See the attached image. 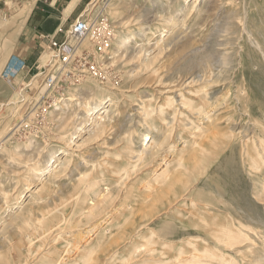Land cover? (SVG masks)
I'll use <instances>...</instances> for the list:
<instances>
[{"label": "rangeland", "instance_id": "1", "mask_svg": "<svg viewBox=\"0 0 264 264\" xmlns=\"http://www.w3.org/2000/svg\"><path fill=\"white\" fill-rule=\"evenodd\" d=\"M83 2L82 11L105 7L112 20L110 71L105 80L65 86L63 97L52 91L59 99L45 115L39 113L44 74L34 77L41 61L31 66L9 57L10 23L1 17L0 264H224V258L256 264L254 256L264 254V69L258 52L247 56L240 46L247 43L245 10L263 40L264 0ZM44 54L42 66L54 52ZM13 56L26 66L5 79ZM107 95L111 111L87 126L99 122L103 130L72 142L89 104ZM26 101L37 108L29 120ZM53 154L61 160L55 157V171L40 182ZM253 158L262 160L260 168H249ZM228 222L234 231L246 225L256 247L225 248L218 238ZM208 246L215 256L194 262L193 254Z\"/></svg>", "mask_w": 264, "mask_h": 264}, {"label": "built area", "instance_id": "2", "mask_svg": "<svg viewBox=\"0 0 264 264\" xmlns=\"http://www.w3.org/2000/svg\"><path fill=\"white\" fill-rule=\"evenodd\" d=\"M104 8L98 11L85 8L69 27L60 29L61 39L50 38L49 46L54 52L53 58L46 65H39L40 70L34 75L36 77L44 74L40 114L45 115L56 105L59 98L52 93L55 89H60V97H63V90L67 85L80 83L86 77L98 80L107 78L115 28ZM25 66L24 60L13 56L1 75L5 79H11L19 68ZM26 103L29 112L25 119L29 120L37 108L33 107L35 104L32 102Z\"/></svg>", "mask_w": 264, "mask_h": 264}, {"label": "bare ground", "instance_id": "3", "mask_svg": "<svg viewBox=\"0 0 264 264\" xmlns=\"http://www.w3.org/2000/svg\"><path fill=\"white\" fill-rule=\"evenodd\" d=\"M75 1H77V0H75ZM74 1V2H75ZM253 1V0H252ZM257 1V0H256ZM74 2L72 3V5L71 6H73V4H74ZM246 2V1H245ZM217 3V2H216ZM91 4V3H90ZM97 4V3H96ZM222 4V3H221ZM253 4V3H252ZM263 4V3H262ZM31 4H28L27 5V7L25 8V12L26 13H29V11H30V9H31ZM255 7H256V5H255ZM263 7V6H262ZM257 8V7H256ZM92 9H95L96 11H98L99 9H100V7H96V8H92ZM246 9V8H245ZM211 10V9H210ZM258 10H259V8H258ZM217 11V10H216ZM252 12V11H251ZM262 12V11H261ZM257 13V12H256ZM214 16V15H213ZM258 16V15H257ZM27 17V16H26ZM264 18V17H263ZM25 19V18H24ZM255 19H256V17H255ZM257 20V19H256ZM239 21V20H238ZM253 21V20H252ZM222 22V21H221ZM240 26V25H239ZM241 28L243 29V31H244V39H245V41L247 42L246 44H244V45H242V46H240L241 47V49H242V51L241 52H243V50L245 49L246 50V54H248L247 56H250V54L252 53V52H258V54H259V56H260V58L262 59V60H260V63H261V67H263V69H264V37H263V40H260L258 37H257V34H260V37H261V29L260 28H256V27H252L253 25H251L250 23H249V17H248V12L246 13V10H245V15L242 17V19H241ZM258 26V25H257ZM259 27V26H258ZM218 30H219V28H218ZM241 33V32H240ZM221 34V33H220ZM242 39V38H241ZM243 42V41H242ZM210 44V43H209ZM156 46V45H155ZM246 46H247V48H246ZM158 49V48H157ZM239 52H240V50H239ZM44 54V53H43ZM246 54H245V56H246ZM45 55V54H44ZM140 55V54H139ZM241 55V60H242V54H240ZM246 56V58L248 59V57ZM43 58V57H42ZM44 58H45V56H44ZM239 60H240V58H239ZM152 62V61H151ZM241 62V61H240ZM243 67V66H242ZM257 67V66H256ZM263 71V70H262ZM261 71V72H262ZM243 72V71H242ZM207 75V74H206ZM203 76V75H202ZM199 78V77H198ZM188 82L189 80H185V82ZM193 81H194V79H193ZM190 82V81H189ZM189 82L187 83V84H189ZM193 84H194V82H192ZM236 83V82H235ZM192 84V85H193ZM164 87V86H163ZM183 87H184V84H183ZM180 88V87H179ZM178 88V89H179ZM185 88V87H184ZM183 88V89H184ZM189 88V87H188ZM177 89V88H176ZM190 89V88H189ZM174 90H175V88H174ZM186 90V89H185ZM171 91H173V89L171 90ZM182 92H183V90H181ZM187 91H189V90H187ZM166 92V91H165ZM165 92H164V94H165ZM174 92V91H173ZM176 93H177V91H175ZM178 93H179V91H178ZM200 93V92H199ZM199 93H197V94H199ZM181 94V93H180ZM179 94V95H180ZM194 94V93H193ZM93 96H94V94H93ZM92 96V97H93ZM176 96H177V94H176ZM197 96V95H196ZM207 96V95H206ZM97 98V97H96ZM188 98V97H187ZM170 99V98H169ZM168 99V100H169ZM90 100V99H89ZM182 100V99H181ZM170 101V100H169ZM184 101H187V100H185L184 99ZM193 101V100H192ZM107 102H109L108 104H107ZM168 102V101H167ZM195 102V101H194ZM8 103V102H7ZM9 103H11V102H9ZM16 103V102H15ZM86 103H87V101H86ZM112 103V98L110 97V96H105V97H103V98H100V100L98 101V102H96V103H94V104H92V105H90L89 104V106H88V108H87V115H88V120H87V122H85V123H83L82 125H80V126H77V125H75V126H77L76 128H75V130H74V132L72 133V135L70 134V136H71V140H72V142L73 141H75V138H77V137H79V136H81L82 134L81 133H85V134H92L93 132H95V131H102L103 130V126H99L100 124H99V122H96V123H94V126L93 127H91V128H87V126H90L91 125V123L92 122H90V120H92L93 121V119L95 118V116H96V114H97V117L98 118H102L103 117V113H105V115L108 113L109 114V112L111 111V106H110V104ZM170 103V102H169ZM183 103H185V102H183ZM194 104V103H193ZM80 105V104H79ZM84 106V105H83ZM85 107V106H84ZM77 108V107H76ZM201 108V107H200ZM199 108V109H200ZM254 108V107H253ZM81 109V108H80ZM198 109V108H197ZM198 109V110H199ZM81 110H83V109H81ZM78 112H79V110H78ZM80 114V113H79ZM197 114V113H196ZM108 116V115H107ZM206 116H208V115H206ZM73 117V116H72ZM77 117V116H76ZM75 117V119H77ZM263 118V117H262ZM261 118V119H262ZM74 119V120H75ZM104 119V118H103ZM100 120V119H99ZM90 123H89V122ZM80 124V123H79ZM258 125V124H257ZM95 128H97L96 130H95ZM253 131V130H252ZM257 131V130H256ZM104 132V131H103ZM67 134V133H66ZM250 134V133H249ZM254 134V133H253ZM65 135V134H64ZM257 135V134H256ZM66 136V135H65ZM254 136H255V134H254ZM83 138V137H82ZM245 139V138H244ZM254 139V138H253ZM253 139H252V141H253ZM151 140V136H149V134H146L145 136H144V138H143V143L146 141V143L145 144H148L149 143V141ZM247 140V139H246ZM69 141H70V139H69ZM247 141H249V140H247ZM257 140H255V142H256ZM71 142V141H70ZM72 142H71V144H72ZM261 142H263V140L261 141ZM75 143V142H74ZM197 143V142H196ZM245 143V142H244ZM260 144V143H259ZM245 145H246V143H245ZM253 145H254V142H253ZM261 145V144H260ZM264 145V144H263ZM177 146V145H176ZM248 146H249V144H248ZM247 145L245 146V148L246 147H248ZM68 147V146H67ZM258 147V146H257ZM261 147H262V145H261ZM76 149V148H75ZM247 149V148H246ZM259 149V148H258ZM61 150V149H60ZM242 150V149H241ZM245 150V149H244ZM243 150V151H244ZM255 150L257 151V148L255 147ZM261 150V149H260ZM264 150V149H263ZM166 151V150H165ZM246 151H248V150H245V152ZM61 153H63L62 151H60ZM69 152V151H68ZM163 152V151H162ZM249 152V151H248ZM257 152H259V150L257 151ZM166 152H163V154L165 155V157H166V154H165ZM260 153V152H259ZM141 154H142V152H141ZM244 154V153H243ZM258 154V153H257ZM261 154H262V152H261ZM261 154H260V156H261ZM57 155L58 154H53L48 160H47V164L43 167V169L41 170V173L40 174H42L38 179H40V182H43V177H44V175L45 174H48V173H50L51 171H53L56 167L54 166V164H55V162H56V158H59V157H57ZM143 155V154H142ZM164 155H162V157H164ZM259 155V154H258ZM161 156V155H160ZM56 157V158H55ZM63 157V156H62ZM161 157V158H162ZM257 157L258 156H256L255 158L257 159ZM140 158H141V156H140ZM252 158V157H251ZM242 159H243V157H242ZM61 159L59 158V160L58 161H60ZM163 160V159H162ZM168 160V159H167ZM253 160V163H249V168H256L257 166L259 167V165H260V161H261V163L263 164V162H262V160L260 159V160H258V161H256L254 158L252 159ZM157 161V160H156ZM160 161H161V159H160ZM180 161V160H179ZM243 162V161H242ZM57 163V162H56ZM156 163V162H155ZM57 164H59V163H57ZM60 164H62V165H64L65 164V161H61L60 162ZM166 164V163H165ZM164 164V165H165ZM161 165V164H160ZM53 166H54V169H52L53 168ZM159 166V165H158ZM157 166V167H158ZM246 166V165H245ZM264 166V165H263ZM156 167V168H157ZM161 167V166H160ZM260 168V167H259ZM259 168H258V170H259ZM58 170V169H57ZM55 171V170H54ZM38 172V171H37ZM40 172V171H39ZM168 172H164V173H162V174H164L165 176L166 175H168L167 174ZM44 174V175H43ZM50 175V174H49ZM162 176V177H165V176ZM249 176V175H248ZM253 176V175H252ZM264 176V175H263ZM159 177V176H158ZM167 177V176H166ZM245 178V177H244ZM250 178V177H249ZM257 178V177H256ZM262 178H264V177H262ZM251 179V178H250ZM235 180H237V179H235ZM254 180V179H253ZM261 181H263V180H261ZM240 182V181H239ZM244 182V181H243ZM36 185H37V183H35ZM261 184V183H260ZM43 185H45V184H43ZM230 185H231V183H230ZM253 185V184H252ZM261 185H263V183L261 184ZM261 185H259V186H261ZM39 186V185H38ZM46 186V185H45ZM45 186L43 187V188H45ZM195 186V185H194ZM33 188H37V186H35V185H33L32 186ZM253 187H254V185H253ZM39 188V187H38ZM41 188V187H40ZM193 188V187H192ZM233 188V187H232ZM263 188V187H262ZM31 189V188H30ZM40 190H42V189H40ZM32 191V190H31ZM36 191V190H35ZM254 191V190H253ZM264 191V190H263ZM190 192V191H189ZM260 192V191H259ZM231 194V193H230ZM253 194V193H252ZM260 194V193H259ZM32 195V194H31ZM183 195V194H182ZM5 197V196H4ZM24 197H25V195H24ZM183 197V196H182ZM187 198V197H186ZM255 198V197H254ZM192 199V198H191ZM234 199V198H233ZM256 200H257V198H256ZM259 200V199H258ZM190 201V200H189ZM192 201H193V199H192ZM22 201H20V203H21ZM179 202V201H178ZM195 202V201H194ZM231 202V201H230ZM185 203V202H184ZM196 203V202H195ZM262 203V202H261ZM192 204V203H191ZM190 204V205H191ZM202 204V203H201ZM195 205H197V203L195 204ZM206 205V204H205ZM191 208V207H190ZM211 209V207L208 205V209H207V207H206V210H210ZM162 210V209H161ZM239 211V210H238ZM241 212V211H240ZM194 214V213H193ZM258 214V213H257ZM194 216H196V215H194ZM242 217V216H241ZM249 217H251V216H249ZM201 219H203V218H200V220ZM215 219V218H214ZM233 219V218H232ZM245 218H243V220H244ZM250 219V218H249ZM254 219V218H253ZM211 220H213V219H211ZM210 220V221H211ZM214 221V220H213ZM239 221V220H238ZM245 221V220H244ZM246 221H248V220H246ZM100 222V221H99ZM251 222V221H250ZM104 223V222H103ZM231 223L230 222H228V225L227 226H225L224 228H223V230H224V232H225V235L223 236V238H218V240H220L221 242L220 243H223V245H224V247L225 248H228V249H230V250H232V251H234V253H235V251L237 252V253H241L242 252V250H243V248L245 249V247H248L249 249H252L253 250V247L255 248L256 247V241L251 237V236H249V235H246L245 234V232H244V230H243V228L241 227L242 225L243 226H246V225H244V224H242V222L240 223V225H237V230L236 231H234V227H232L231 225H230ZM242 224V225H241ZM255 225L257 224V223H254ZM98 225V224H97ZM207 225V224H206ZM211 225H213V224H211ZM234 226H236V225H234ZM53 227H55V226H53ZM58 227V226H57ZM209 227V226H208ZM207 227V228H208ZM214 227V226H213ZM60 228V227H59ZM94 228V227H93ZM210 228V227H209ZM247 228V227H246ZM250 228V227H249ZM248 228V229H249ZM253 228V227H252ZM255 228V227H254ZM92 229V228H91ZM91 229H90V231H91ZM73 230V229H72ZM89 230V229H88ZM211 230V229H210ZM247 230V229H246ZM253 230V229H252ZM255 230V229H254ZM76 231V230H75ZM107 231V230H106ZM108 231H110V230H108ZM251 231V230H250ZM256 231V230H255ZM52 232V231H51ZM95 232V231H94ZM223 232V231H222ZM221 232V233H222ZM251 232H254V231H251ZM250 232V233H251ZM257 232V231H256ZM79 233V232H78ZM86 233V232H85ZM97 233V232H96ZM209 233V232H208ZM219 233V232H218ZM247 233V232H246ZM249 233V232H248ZM82 234V233H81ZM88 234V233H87ZM190 235V234H189ZM188 235V236H189ZM255 235V234H254ZM81 236V235H80ZM83 236V235H82ZM85 236V235H84ZM88 236V235H87ZM86 236V237H87ZM92 236V235H91ZM195 236V235H194ZM193 236V237H194ZM197 236H199V235H197ZM201 237H203L202 235H200ZM199 236V237H200ZM164 237V236H163ZM207 237V236H206ZM71 238H74V237H71ZM78 238V237H77ZM80 238H82V237H80ZM151 238V237H150ZM184 238V237H183ZM183 238H181V239H183ZM187 238H189V237H187ZM195 238V237H194ZM196 238H198V237H196ZM93 239H94V237H93ZM208 239V238H207ZM82 240V239H81ZM174 240V239H173ZM196 240V239H195ZM217 240V241H218ZM86 241V240H85ZM164 241V240H163ZM185 241V240H184ZM188 241H190V242H192V243H195L193 240H192V237H191V239H189ZM198 241V240H197ZM31 242V241H30ZM33 242V241H32ZM255 242V243H254ZM177 243V242H176ZM175 243V244H176ZM183 243V242H182ZM205 243V242H204ZM210 243V242H209ZM208 243V244H209ZM53 244V243H52ZM88 244V243H87ZM164 245H165V243H164ZM32 246V245H31ZM51 246V245H50ZM55 246V245H54ZM173 246V245H172ZM28 247H30V245H28ZM27 247V248H28ZM56 247V246H55ZM215 247V246H214ZM204 248V247H203ZM213 248V247H212ZM216 248V247H215ZM247 248V249H248ZM55 249V248H54ZM80 249V248H79ZM156 249V248H155ZM199 248H195V250L198 252L199 250H198ZM246 249V250H247ZM72 250H74V248L72 249ZM71 250V253L73 252ZM78 250V249H77ZM178 250H179V248H178ZM13 251V250H12ZM68 251V250H67ZM70 251V250H69ZM68 251V252H69ZM75 251H76V249H75ZM201 251V250H200ZM248 251V250H247ZM251 251V250H250ZM39 252V251H38ZM80 252V251H79ZM183 251L181 250L180 251V254L182 253ZM62 253V252H61ZM82 253V252H81ZM92 253V252H91ZM252 253V252H251ZM64 254V253H63ZM70 254V253H69ZM201 254H204L205 256L206 255H210V256H215V253L213 252V250L208 246L207 248H205L204 250H202V253H195V254H193V261L194 262H198L197 260H198V258H202V257H200V255ZM217 254V253H216ZM49 255H50V253H49ZM65 256H66V253L64 254ZM68 255V254H67ZM88 255H90V254H88ZM115 255V254H114ZM179 255V254H178ZM176 256V258H178L179 256ZM204 255H202V256H204ZM224 255V254H223ZM222 255V257H226V256H229L230 254H228V255H224L223 256ZM252 255H254L253 253H252ZM252 255H250V256H252ZM217 256V255H216ZM64 257V256H63ZM71 257V256H70ZM92 257H93V255H92ZM111 257V256H110ZM114 257V256H113ZM217 257H221V255L220 256H217ZM232 257V256H231ZM255 257V262H256V264H260V263H264V254L262 253V254H257V255H255L254 256ZM62 258V257H61ZM75 258V257H74ZM169 258V257H168ZM204 258V257H203ZM202 258V259H203ZM211 258V257H210ZM235 258V257H234ZM71 259V258H70ZM87 259V258H86ZM93 259V258H92ZM91 259V260H92ZM107 259H108V257H107ZM204 259H206V258H204ZM62 260H63V258H62ZM90 260V259H89ZM208 260H209V258H208ZM217 260H218V258H217ZM226 261V263H224V264H235V263H237L236 262V258H235V261H234V259L233 258H224L223 259V261ZM36 261V260H35ZM85 262H86V260H84ZM83 261V262H84ZM87 261H88V259H87ZM169 261V260H168ZM167 261V262H168ZM200 261H201V259H200ZM206 261V260H205ZM213 260H211V262H212ZM220 261H222V259H220ZM220 261H219V263H220ZM224 261V262H225ZM238 261V260H237ZM26 262H27V260H26ZM66 262V261H65ZM92 262V261H91ZM93 262H94V260H93ZM107 262H108V260H107ZM214 262V261H213ZM218 262V261H217ZM20 263H22V262H20ZM17 264V263H16ZM58 264V263H57ZM84 264V263H83ZM89 264V263H88ZM168 264H170V263H168ZM204 264V263H203ZM206 264V263H205ZM208 264V263H207ZM210 264V263H209Z\"/></svg>", "mask_w": 264, "mask_h": 264}, {"label": "crops", "instance_id": "4", "mask_svg": "<svg viewBox=\"0 0 264 264\" xmlns=\"http://www.w3.org/2000/svg\"><path fill=\"white\" fill-rule=\"evenodd\" d=\"M74 1L0 0V21L2 16L9 21L5 28L12 34L9 57L17 54L31 66L38 61L42 65V55L50 48V38L61 39L60 27L74 20L82 11L83 0ZM28 4L32 7L24 19L22 12Z\"/></svg>", "mask_w": 264, "mask_h": 264}]
</instances>
